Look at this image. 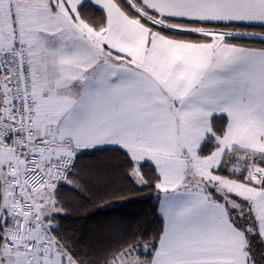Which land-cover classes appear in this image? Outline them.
Here are the masks:
<instances>
[{"label": "snow or ice", "instance_id": "snow-or-ice-1", "mask_svg": "<svg viewBox=\"0 0 264 264\" xmlns=\"http://www.w3.org/2000/svg\"><path fill=\"white\" fill-rule=\"evenodd\" d=\"M0 264H264V0H0Z\"/></svg>", "mask_w": 264, "mask_h": 264}, {"label": "trees", "instance_id": "trees-1", "mask_svg": "<svg viewBox=\"0 0 264 264\" xmlns=\"http://www.w3.org/2000/svg\"><path fill=\"white\" fill-rule=\"evenodd\" d=\"M115 162L116 157L112 152L108 151L97 152L92 156H85L81 161V165L97 183L102 184L106 181L118 183L121 178L118 174V170L114 167ZM101 203H103V201ZM152 204V201H131L113 208H106L91 220H70L68 223L84 231L90 228L104 231L110 220L123 218L125 221H130L134 224L152 229L158 224V221H155L153 216Z\"/></svg>", "mask_w": 264, "mask_h": 264}]
</instances>
